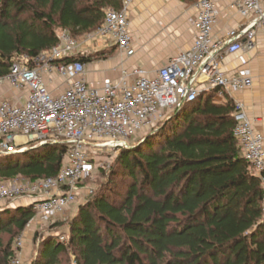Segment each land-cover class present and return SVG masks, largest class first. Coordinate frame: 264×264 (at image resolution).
<instances>
[{"label":"trees","instance_id":"obj_1","mask_svg":"<svg viewBox=\"0 0 264 264\" xmlns=\"http://www.w3.org/2000/svg\"><path fill=\"white\" fill-rule=\"evenodd\" d=\"M122 2L0 0V79L23 54L58 44L56 29L93 31ZM216 93L182 102L145 139L119 148L112 170L126 179V192L93 193L71 218L67 239H44L30 264H61L68 248L75 264H264L260 180L233 136L232 100ZM62 150L32 143L1 154L0 180L54 177ZM33 215L31 204L0 208V264H10L13 241Z\"/></svg>","mask_w":264,"mask_h":264},{"label":"built area","instance_id":"obj_2","mask_svg":"<svg viewBox=\"0 0 264 264\" xmlns=\"http://www.w3.org/2000/svg\"><path fill=\"white\" fill-rule=\"evenodd\" d=\"M222 0H195V30L190 49L172 56L152 75L142 69L123 70L114 79L92 83L86 80V64L75 59L91 47L115 45L124 56L134 53L129 16L123 2L120 9H107L102 23L84 33L80 40L67 30L58 33V44L34 56L23 54L9 66L0 83L18 96L0 100V155L24 151L27 144H62V166L54 177L0 182V202L31 199L33 218L49 222L82 198L80 184L96 168L95 153L101 147H124L134 136L154 127L182 102L206 90L242 91L251 79L245 68L228 74L220 68L217 52L248 49L259 33L264 43V0H227V9L245 19L226 30L224 39L214 38ZM87 52V51H86ZM73 58L66 61L65 58ZM239 60L245 63L241 55ZM60 78L65 87L49 89ZM56 91V92H54ZM234 103L233 136L241 154L260 180L264 215L263 137ZM91 193L89 189L83 196ZM59 239L64 241V237ZM23 239L12 244L10 264L22 263Z\"/></svg>","mask_w":264,"mask_h":264},{"label":"crops","instance_id":"obj_3","mask_svg":"<svg viewBox=\"0 0 264 264\" xmlns=\"http://www.w3.org/2000/svg\"><path fill=\"white\" fill-rule=\"evenodd\" d=\"M125 1L134 53L131 56H124L115 45L95 47V49L89 47L84 54L76 52L77 56L92 54L104 58L97 62L85 63V78L89 82L95 83L104 78L114 79L123 70L142 69L146 74L152 75L172 56L190 49L193 44L195 30L192 19L196 13L195 0H123ZM218 5L219 13L214 38L222 41L227 29L238 26L245 19L227 9V0L220 1ZM113 50H117L114 55L111 54ZM241 55L245 58L244 64L239 60ZM217 59L222 71L233 74L240 68H245L249 75L251 83L246 89L227 95L233 105L236 101L242 103L246 118L262 135L264 147V43L260 34L256 35L252 45L244 51L226 53L225 50L220 49L217 52ZM47 83L49 89L57 87L60 91L65 87V83L60 78ZM2 84L4 87H0V100L18 96L7 83H0ZM216 99L222 101V94L216 93ZM30 204L31 199L20 198L7 203L0 202V208Z\"/></svg>","mask_w":264,"mask_h":264},{"label":"rangeland","instance_id":"obj_4","mask_svg":"<svg viewBox=\"0 0 264 264\" xmlns=\"http://www.w3.org/2000/svg\"><path fill=\"white\" fill-rule=\"evenodd\" d=\"M56 30L58 34L59 29ZM71 37L80 40L83 36L80 35ZM116 53L117 50H113L111 52L112 55ZM89 57L91 63L104 59L99 55L96 56L92 54H89ZM0 87H4V85L2 84ZM150 133L151 131L148 133H145L144 131L141 132L140 134L131 138L124 147L135 145L136 143L145 139V136L149 135ZM28 145L29 144H27V146ZM119 148L121 147H101L95 153L93 160L96 163V168L93 173L80 184V186L84 188L82 189L83 192L87 188L91 191V193L83 196L84 194L82 192V198L78 197L74 204H72L67 210L54 217L49 222H40L38 219L32 218L24 230L19 235H17L22 237L24 241L21 257L23 264L31 263L38 253V246L44 239L56 238L59 240L60 236H63L64 239H67L69 235V223L71 218L75 216L79 206L85 204L93 193L97 191H104L106 196L111 199L121 196L126 192V179L123 177L121 172L117 174L112 170L114 168L115 157L119 153ZM15 179L26 180L22 177H16ZM2 181L6 180H0V182ZM7 202L10 201H6L5 203ZM2 236L3 238H7V234L5 233H3ZM59 258L61 260V264H75L74 255L71 248H68V250H66L63 254L59 255Z\"/></svg>","mask_w":264,"mask_h":264},{"label":"water","instance_id":"obj_5","mask_svg":"<svg viewBox=\"0 0 264 264\" xmlns=\"http://www.w3.org/2000/svg\"><path fill=\"white\" fill-rule=\"evenodd\" d=\"M154 127H155V126H154ZM154 127L149 128V129H146V130H144V132H145V133H146V132L148 133V132L152 131Z\"/></svg>","mask_w":264,"mask_h":264}]
</instances>
